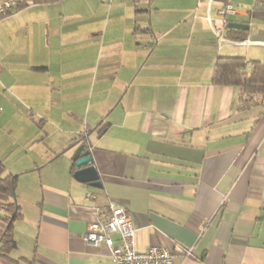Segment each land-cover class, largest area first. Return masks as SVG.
Instances as JSON below:
<instances>
[{"label": "crops", "instance_id": "1", "mask_svg": "<svg viewBox=\"0 0 264 264\" xmlns=\"http://www.w3.org/2000/svg\"><path fill=\"white\" fill-rule=\"evenodd\" d=\"M16 1L0 16V161L17 181L33 173V187L15 193L16 248L1 264H113L83 240L111 205L128 212L138 252L264 264V90L240 108L239 86L211 82L219 58L244 59L247 72L264 63V0H231L228 23L247 29L226 27L238 43L222 45L208 0ZM222 2L208 9L216 21ZM89 82L119 98L111 110L86 102ZM81 134L100 188L72 177Z\"/></svg>", "mask_w": 264, "mask_h": 264}, {"label": "built area", "instance_id": "2", "mask_svg": "<svg viewBox=\"0 0 264 264\" xmlns=\"http://www.w3.org/2000/svg\"><path fill=\"white\" fill-rule=\"evenodd\" d=\"M212 3L213 0H208L205 19L218 44L238 43L224 36L228 23L227 16L235 13L231 0H223L221 6L217 8V21L208 15V9ZM16 7V0L1 2L0 16H6L16 11ZM86 196L87 198H93L92 194H87ZM134 234L135 229L132 226L128 212L122 207L111 205L108 216L105 218L97 216L87 225L83 240L93 245L104 244L109 249L110 259L113 264H173L172 251L163 246L155 245L149 247L145 252H138L135 248ZM114 235L117 236L116 241L113 239ZM190 255L189 250H184V258Z\"/></svg>", "mask_w": 264, "mask_h": 264}, {"label": "trees", "instance_id": "3", "mask_svg": "<svg viewBox=\"0 0 264 264\" xmlns=\"http://www.w3.org/2000/svg\"><path fill=\"white\" fill-rule=\"evenodd\" d=\"M21 7L22 5L17 6L16 11ZM250 65L252 69L247 72L244 59L219 58L213 69L211 82L214 85H234L241 88L240 108L253 101L254 94H260L264 90V63L251 61ZM104 126L105 124L101 122L96 128L97 131L101 132ZM82 134L74 144L83 143L85 137ZM73 169L74 163L71 167L72 173ZM16 183L17 176L5 174V166L0 161V258H8L9 253L16 248L12 237L13 223L21 217L15 196Z\"/></svg>", "mask_w": 264, "mask_h": 264}, {"label": "rangeland", "instance_id": "4", "mask_svg": "<svg viewBox=\"0 0 264 264\" xmlns=\"http://www.w3.org/2000/svg\"><path fill=\"white\" fill-rule=\"evenodd\" d=\"M98 85L99 84L97 82L94 83V86H93V84L91 82H89L87 84L86 102L90 101V104L93 105L95 103V101H97V100H99V101H103L104 100V102L108 101V102L112 103V105L109 108V110H111L114 107V105L117 103L119 98L115 99V98L111 97L109 95V91H108L107 88H105V89L103 88V89L100 90V92H98ZM121 105L122 104H119L117 110L120 109ZM107 120H108V116L106 117V121ZM48 146L49 145H46V142H45L44 145H41L37 149V151L32 152L31 155H38V157H39V153H41V151L44 152L45 149H49ZM65 155L66 154L63 153L57 158V160H54L53 162L49 163L47 165V167H49L48 169H52V167H54V165H56L59 161H61V159H63V157H65ZM67 155H70V158L72 160V154L70 153V154H67ZM26 157L29 160V156H26ZM2 159H3L2 160L3 165H6V166H12L13 165V163L11 161H8L9 158H7L6 156H3ZM21 164H23V163H21ZM36 173L37 172H34V174H36ZM31 175H33V173L26 174L24 176L25 178H23V179H27V180H25L24 182H22V180L17 181L18 183H16L17 185H16V190H15L16 196L17 195H21L22 192H24V190H26L27 192H30V188L33 187V184H32L33 181L31 180V178H29ZM27 194H29V193H27ZM0 264H1V260H0Z\"/></svg>", "mask_w": 264, "mask_h": 264}, {"label": "water", "instance_id": "5", "mask_svg": "<svg viewBox=\"0 0 264 264\" xmlns=\"http://www.w3.org/2000/svg\"><path fill=\"white\" fill-rule=\"evenodd\" d=\"M228 29H247L246 25L238 23H228ZM72 151V161L75 166L73 179L79 183L87 184L92 188H100L96 169L92 165L91 155L85 143H77L70 146Z\"/></svg>", "mask_w": 264, "mask_h": 264}]
</instances>
